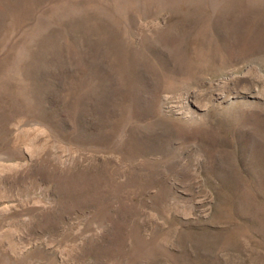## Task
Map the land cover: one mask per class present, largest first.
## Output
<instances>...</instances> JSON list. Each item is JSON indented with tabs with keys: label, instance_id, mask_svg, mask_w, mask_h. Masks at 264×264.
<instances>
[{
	"label": "rangeland",
	"instance_id": "rangeland-1",
	"mask_svg": "<svg viewBox=\"0 0 264 264\" xmlns=\"http://www.w3.org/2000/svg\"><path fill=\"white\" fill-rule=\"evenodd\" d=\"M0 264H264V0H0Z\"/></svg>",
	"mask_w": 264,
	"mask_h": 264
}]
</instances>
